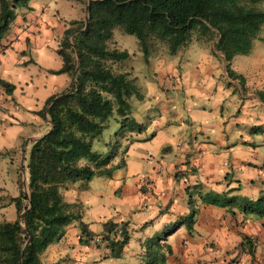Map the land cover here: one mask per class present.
I'll use <instances>...</instances> for the list:
<instances>
[{
    "label": "crops",
    "instance_id": "1",
    "mask_svg": "<svg viewBox=\"0 0 264 264\" xmlns=\"http://www.w3.org/2000/svg\"><path fill=\"white\" fill-rule=\"evenodd\" d=\"M27 6L15 9L0 38V78L13 85L10 93L0 88V222L15 219L9 198L18 193V176L22 182L29 141L48 129L44 102L69 84L66 74L49 72L61 66L59 39L69 20L83 16L76 4L59 10L56 1L29 0ZM179 55L161 54L141 72L132 70L141 99L129 103L130 116L144 129L119 139L109 165L121 161V167L111 176L61 189L65 202L80 204L92 237L79 243L77 223H69L40 254L41 264H142L144 242L154 238L170 248L166 264H264V216L202 203L193 193L186 229L193 186L250 201L264 191V103L256 95L264 92V58L242 71L230 66L243 77L241 89L208 48ZM106 221L124 224L128 234L118 258L107 256L102 241Z\"/></svg>",
    "mask_w": 264,
    "mask_h": 264
},
{
    "label": "trees",
    "instance_id": "2",
    "mask_svg": "<svg viewBox=\"0 0 264 264\" xmlns=\"http://www.w3.org/2000/svg\"><path fill=\"white\" fill-rule=\"evenodd\" d=\"M28 1L0 0V38L14 19L15 9H29ZM76 1L81 4L83 16L67 22L55 49L61 66L49 71L66 74L69 84L46 98L48 129L29 141L23 168L27 195L18 176V193L9 198L15 219L0 222V264H41L40 254L58 241L73 221L79 229V243L86 245L91 240L90 231L80 219V204L65 202L61 189L69 183L84 186L93 177L111 176L121 167V161L109 165L116 157L119 139L126 136L129 140L130 133L144 129V124L130 116L128 100L141 99V92L135 77L121 68L127 52L112 46L115 28L135 37L144 63L160 50L170 55L187 46L192 31L202 36L211 33L215 36L213 48L222 55L226 77L236 80L243 89V77L231 69L230 62L234 55L250 50L252 40L264 26V11L254 5L261 0ZM85 4L88 21L83 28ZM0 88L10 93L13 85L0 78ZM256 95L264 103V92L257 91ZM113 115L118 123L113 140L104 153L96 152L92 141ZM196 188L187 193V230L195 213L193 193L202 203L229 208L236 205L243 213L264 216V191L250 201L230 194L231 190L203 193ZM102 228L107 256L118 258L128 241L124 224L106 221ZM144 243L147 252L142 264H166L168 245H161L155 238Z\"/></svg>",
    "mask_w": 264,
    "mask_h": 264
},
{
    "label": "rangeland",
    "instance_id": "3",
    "mask_svg": "<svg viewBox=\"0 0 264 264\" xmlns=\"http://www.w3.org/2000/svg\"><path fill=\"white\" fill-rule=\"evenodd\" d=\"M41 1V0H37ZM49 1L52 6H54V2L56 1L59 10L68 9L69 4L77 6H81L80 3L76 2V0H42V2ZM29 2V1H28ZM257 9L264 11V0H261L254 4ZM9 30V29H8ZM259 36L264 37V26L260 28L257 36L252 40L250 50L246 54H236L232 57L230 66L235 69V71H242V67L247 63L254 62L257 58H264V40H261ZM259 37V38H258ZM215 40V36L211 33L206 34L205 36L199 35L197 31H192L191 40L187 44V47H180L174 54H166L164 53L166 58H178L180 53L185 54L191 49H206L210 51L211 55L218 60L221 59L217 53H215L213 48V42ZM113 47L118 48L119 50H123L127 52V58L121 63V68L126 71H129L132 74V70L134 72H141V70L147 66L148 63H144L142 61V55L138 50L136 39L133 35L124 32L119 28H115L113 30ZM199 51V50H198ZM164 50H160L157 56H160ZM218 52V51H216ZM156 56V57H157ZM182 56V55H181ZM222 60V59H221ZM218 60L219 62H222ZM142 68V69H141ZM233 84L235 87L238 85L237 81ZM239 86V85H238ZM134 97L129 98V103L134 101ZM118 123L115 120V116H111L107 120V126L102 130L101 134L92 141L91 147L96 152L102 153L105 146L110 145L113 140V133L117 129ZM168 230V228H167ZM164 229V233L167 231Z\"/></svg>",
    "mask_w": 264,
    "mask_h": 264
},
{
    "label": "water",
    "instance_id": "4",
    "mask_svg": "<svg viewBox=\"0 0 264 264\" xmlns=\"http://www.w3.org/2000/svg\"><path fill=\"white\" fill-rule=\"evenodd\" d=\"M87 9H88V5L85 4V7H84V25H83V28L86 26L87 24V21H88V16H87ZM48 122V121H47ZM35 139V138H34ZM22 191L24 193V195H27L26 194V190H25V177L23 176L22 177Z\"/></svg>",
    "mask_w": 264,
    "mask_h": 264
},
{
    "label": "built area",
    "instance_id": "5",
    "mask_svg": "<svg viewBox=\"0 0 264 264\" xmlns=\"http://www.w3.org/2000/svg\"><path fill=\"white\" fill-rule=\"evenodd\" d=\"M139 182L144 186H146L147 188H149L147 181H145L143 177L139 178ZM118 234H119V230L116 231L115 235L118 236Z\"/></svg>",
    "mask_w": 264,
    "mask_h": 264
}]
</instances>
